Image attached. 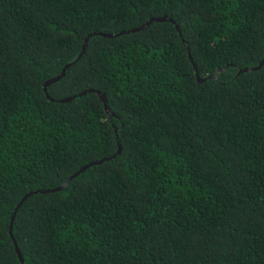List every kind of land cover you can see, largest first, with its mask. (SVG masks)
<instances>
[{
    "label": "trees",
    "instance_id": "trees-1",
    "mask_svg": "<svg viewBox=\"0 0 264 264\" xmlns=\"http://www.w3.org/2000/svg\"><path fill=\"white\" fill-rule=\"evenodd\" d=\"M263 59L264 0H0V264H264Z\"/></svg>",
    "mask_w": 264,
    "mask_h": 264
},
{
    "label": "water",
    "instance_id": "water-1",
    "mask_svg": "<svg viewBox=\"0 0 264 264\" xmlns=\"http://www.w3.org/2000/svg\"><path fill=\"white\" fill-rule=\"evenodd\" d=\"M164 20H171L172 22L175 23V21L172 19V18H168V17H155V18H152L150 19L146 24H144L143 26L139 27V28H134V29H131V30H125V31H121L119 33H104V32H99V33H93V34H101V35H104V36H108V37H114V36H118V35H122V34H125V33H130V32H134V31H137V30H140V29H143L144 27L150 25L153 21H164ZM176 27L178 28V30L180 31L181 33V30H180V27L178 24H176ZM93 34H89L86 39H85V43L83 45V50L82 52L79 54V56L66 64V66L63 68L61 74L57 75V76H54L50 79H48L45 84H44V88L47 90V87L49 85H51L52 83L60 80L63 76H65L67 70L69 67H71L77 60H79L83 53L85 52L86 50V46H87V43H88V40L89 38L93 35ZM191 57V55H190ZM264 64V59L261 61V63L258 65V66H254V67H246L244 69H241L239 73L241 72H244V71H251V70H256V69H259L262 65ZM195 66V69H196V75H197V78H198V81L199 82H204L206 81V79L208 78H214L215 77V74L214 75H211L209 76L208 78H202L199 73H198V70H197V66L196 64H194ZM91 91H96L99 96L102 98V100L104 101V104H105V107L108 109V104H107V99H106V95L101 92L100 90H96V89H86L85 91L81 92L78 94V96H81L83 94H86L88 92H91ZM48 97L51 99V100H55L53 99L51 96L48 95ZM77 95H73V96H69L67 98H63V99H60L58 101L60 102H69L71 100H73L74 98H76ZM121 153V148H119L118 150V154ZM110 158H104V159H101V160H97V161H93V162H90L84 166H82L77 172H75L72 176H70L63 184H61L60 186H57L55 188H52V189H48V190H45V189H39V190H36V191H31V192H28L26 193L23 198L21 199V201L17 204L13 214H12V218H11V224H10V233L11 235L14 237V233H13V227H14V221H15V218H16V214L19 210V208L22 206V204L27 200L28 197H30L31 195L35 194V193H39V192H43V193H46V192H54V191H60V190H63L75 177L79 176L82 172H84L85 170H87L89 167L93 166V165H98V164H101L103 163L105 160H108ZM15 241V247H16V251L19 255V258L21 260V264H26L25 263V258L21 252V249L17 243V241L14 239Z\"/></svg>",
    "mask_w": 264,
    "mask_h": 264
}]
</instances>
